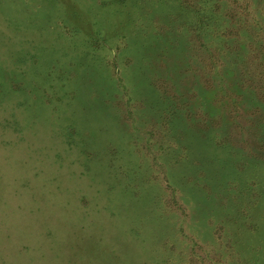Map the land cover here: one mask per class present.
Wrapping results in <instances>:
<instances>
[{
	"label": "rangeland",
	"instance_id": "obj_1",
	"mask_svg": "<svg viewBox=\"0 0 264 264\" xmlns=\"http://www.w3.org/2000/svg\"><path fill=\"white\" fill-rule=\"evenodd\" d=\"M178 1L0 0V264H264V0Z\"/></svg>",
	"mask_w": 264,
	"mask_h": 264
},
{
	"label": "trees",
	"instance_id": "obj_2",
	"mask_svg": "<svg viewBox=\"0 0 264 264\" xmlns=\"http://www.w3.org/2000/svg\"><path fill=\"white\" fill-rule=\"evenodd\" d=\"M209 1L212 3V5L210 4L211 6L217 7L218 9H221V10H223V8L220 6V4H224L226 5V7L229 5L228 0H209ZM204 2L207 3V0H204ZM178 3L180 5H184L183 0L178 1Z\"/></svg>",
	"mask_w": 264,
	"mask_h": 264
}]
</instances>
